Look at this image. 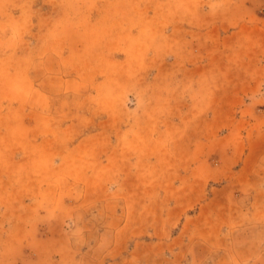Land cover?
Wrapping results in <instances>:
<instances>
[{
	"label": "rangeland",
	"instance_id": "obj_1",
	"mask_svg": "<svg viewBox=\"0 0 264 264\" xmlns=\"http://www.w3.org/2000/svg\"><path fill=\"white\" fill-rule=\"evenodd\" d=\"M244 1L0 0V264H242L259 240L264 264V0Z\"/></svg>",
	"mask_w": 264,
	"mask_h": 264
},
{
	"label": "crops",
	"instance_id": "obj_2",
	"mask_svg": "<svg viewBox=\"0 0 264 264\" xmlns=\"http://www.w3.org/2000/svg\"><path fill=\"white\" fill-rule=\"evenodd\" d=\"M217 2L218 0H205V5L203 8L199 7L200 3L195 2L194 6L190 7L189 10L193 11L192 13L194 12L196 13L199 11H204L205 13H211L217 9L216 8L218 6ZM235 5H238L237 8L241 9V11L250 9V4L245 2L244 0H240V2ZM194 20H195L194 23L196 24V22H199V17L195 15ZM205 72L206 71H203V74ZM197 106L211 107L212 101L210 100L205 101V102L200 101L199 105ZM250 156H255V153L248 151L245 155V159H244L245 162L241 166L242 170L245 168L249 170V174H247V177L243 179L242 181V185L244 186V188L247 189L244 195L248 198V201L246 203V208H245L244 219H248L250 223L255 221L256 225H251L250 226L251 228L249 229L248 232L250 234L261 236V173L260 171H258V169L257 170L254 169L255 167L261 168V165L257 164V165L252 166L250 162L246 163V161H249L251 159ZM254 172H257V173H254ZM246 212L248 214H246ZM248 249L254 253V255H252L253 259L244 261L242 264H261V241L259 240V242L258 241L251 242V244L247 246L246 250ZM240 261L241 260L238 261L239 263L238 262L237 263L227 262L225 264H240ZM218 264H224V263H218Z\"/></svg>",
	"mask_w": 264,
	"mask_h": 264
}]
</instances>
